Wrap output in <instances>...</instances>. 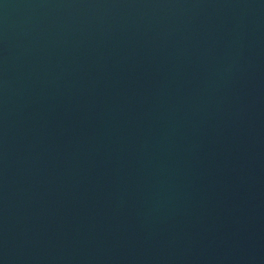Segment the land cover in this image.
Returning a JSON list of instances; mask_svg holds the SVG:
<instances>
[{
  "label": "water",
  "instance_id": "water-1",
  "mask_svg": "<svg viewBox=\"0 0 264 264\" xmlns=\"http://www.w3.org/2000/svg\"><path fill=\"white\" fill-rule=\"evenodd\" d=\"M0 264H264V0H0Z\"/></svg>",
  "mask_w": 264,
  "mask_h": 264
}]
</instances>
